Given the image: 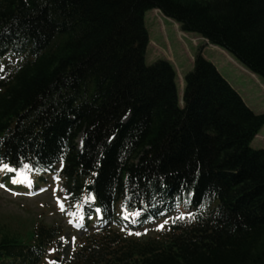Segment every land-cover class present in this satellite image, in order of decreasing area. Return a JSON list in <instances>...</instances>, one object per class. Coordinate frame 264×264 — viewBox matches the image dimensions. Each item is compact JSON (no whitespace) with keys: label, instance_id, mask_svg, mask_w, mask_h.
Returning a JSON list of instances; mask_svg holds the SVG:
<instances>
[{"label":"trees","instance_id":"1","mask_svg":"<svg viewBox=\"0 0 264 264\" xmlns=\"http://www.w3.org/2000/svg\"><path fill=\"white\" fill-rule=\"evenodd\" d=\"M154 8L264 82V0H0V163L33 165L32 185L63 164L66 215L88 186L108 223L193 208L152 237L101 227L74 264H264V149L250 147L264 112L200 52L180 106L171 64L145 63ZM61 234L0 224V264H39Z\"/></svg>","mask_w":264,"mask_h":264},{"label":"rangeland","instance_id":"2","mask_svg":"<svg viewBox=\"0 0 264 264\" xmlns=\"http://www.w3.org/2000/svg\"><path fill=\"white\" fill-rule=\"evenodd\" d=\"M144 26L148 34V44L145 49V63H153L157 59H165L171 63L175 69L176 90L179 99L182 97L184 87V76L193 67L194 56L198 51L204 59L212 63L219 74L229 83V85L239 94L244 104L255 114L264 112V82L257 75L251 74L246 70L232 55L221 51L211 45L206 44L202 38L195 33L180 32L179 28L175 30L170 23H165L164 36L160 29V23L153 10H148L144 14ZM205 42V43H204ZM260 136L255 137L250 147L252 149L264 148V129L260 131ZM0 171V185H3ZM34 179L31 177V180ZM7 185L16 188H27L24 182L7 183ZM58 181L54 174L45 177L44 181L35 187L27 189V192H20L4 185L0 186V224H4L8 229L14 232L24 234L29 231L33 224L43 222L47 224H59L63 232L61 239L54 247L55 251L46 253L40 264H74L73 252L80 245L85 236L90 235L96 228H90L86 222L84 211L76 210V217H67L61 211L57 203L56 190ZM18 190V189H17ZM189 210L180 207L172 212L178 216L180 213H187ZM81 212L83 218L81 219ZM94 219L100 218L99 214H94ZM168 219V218H165ZM71 221V222H70ZM138 223L135 221V224ZM165 225V220L152 222L141 227L131 228L121 223L112 224L111 229L119 233L127 232L131 237L144 238L155 236L157 232ZM135 233H140L136 235ZM73 238H75L73 240ZM58 257L57 261L55 258Z\"/></svg>","mask_w":264,"mask_h":264},{"label":"snow or ice","instance_id":"3","mask_svg":"<svg viewBox=\"0 0 264 264\" xmlns=\"http://www.w3.org/2000/svg\"><path fill=\"white\" fill-rule=\"evenodd\" d=\"M62 159V158H61ZM63 168V164H61V170ZM34 166L31 165L30 163L28 162H25L22 164V166H17V165H14L13 163H0V171H3V172H10V173H13L14 175L10 177L12 183H17V178H16V175L15 174H19V173H24V172H31V171H34ZM56 179H59V177H56ZM24 183H26L28 186H31L32 184V180H31V177L30 175L29 176H26L23 180ZM0 186H3V185H0ZM95 200V195L93 194V201ZM188 201H185V203H187ZM57 203L59 204L60 206V209L61 211L64 210L65 208V203L59 198L57 197ZM127 206L126 205H122V208H126ZM96 213L97 214H100L101 213V209L100 208H96L95 209ZM141 209H137L136 212H135V216H139L141 214ZM70 216H74L76 215L75 213H69ZM132 214L129 213V214H126L124 216L125 219H128ZM188 217L190 219H194L195 216L194 214L189 211L187 213H180L177 217H175V219H184L185 217ZM83 218V212H81V219ZM71 222V221H70ZM165 223H167V221H165ZM158 227H163V225H158ZM136 235H139L140 233H135ZM62 240L64 239L63 237L61 238ZM75 238H73L74 240ZM50 251H55L54 249L50 250ZM51 264H55V262H51Z\"/></svg>","mask_w":264,"mask_h":264},{"label":"crops","instance_id":"4","mask_svg":"<svg viewBox=\"0 0 264 264\" xmlns=\"http://www.w3.org/2000/svg\"><path fill=\"white\" fill-rule=\"evenodd\" d=\"M154 12L156 13V16H157V18H158V21H159V23H160V29H161V31L163 32V34H164V36L167 38V36H166V33L164 32V26L163 25H165V23H170V25L175 29V30H177V25L176 24H173L172 22H170L169 20H166V19H164L160 14H159V12L157 11V10H154ZM262 129H264V127L262 128ZM261 129V130H262ZM257 137H262V136H260V133L257 135ZM264 139V138H263Z\"/></svg>","mask_w":264,"mask_h":264}]
</instances>
